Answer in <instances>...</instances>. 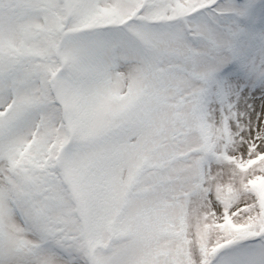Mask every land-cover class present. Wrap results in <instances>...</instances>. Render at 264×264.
<instances>
[{"label":"snow or ice","instance_id":"6c2138e0","mask_svg":"<svg viewBox=\"0 0 264 264\" xmlns=\"http://www.w3.org/2000/svg\"><path fill=\"white\" fill-rule=\"evenodd\" d=\"M0 264H264V0H0Z\"/></svg>","mask_w":264,"mask_h":264}]
</instances>
